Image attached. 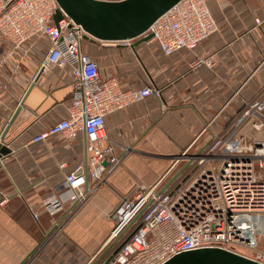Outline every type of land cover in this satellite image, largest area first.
Wrapping results in <instances>:
<instances>
[{
  "label": "crops",
  "instance_id": "crops-1",
  "mask_svg": "<svg viewBox=\"0 0 264 264\" xmlns=\"http://www.w3.org/2000/svg\"><path fill=\"white\" fill-rule=\"evenodd\" d=\"M207 6L217 30L194 51L165 56L153 41L132 47L135 40H82V51L97 61L103 77L117 78L125 90L151 86L161 97L148 96L105 117L109 136L128 147L129 155L59 233L53 230L70 206L51 217L40 202L61 191L75 166L87 170L85 134L31 139L66 117L71 78L67 68L57 66L38 72L48 50L45 41L14 48L0 37V144L11 150L0 160V264H99L112 228L107 212L129 185L153 184L174 156L191 144L196 150L208 133L221 129H215V116L228 123L264 90V0H207ZM197 58L210 62L195 66ZM207 124L208 131L198 137ZM135 154L169 156V161Z\"/></svg>",
  "mask_w": 264,
  "mask_h": 264
},
{
  "label": "built area",
  "instance_id": "built-area-1",
  "mask_svg": "<svg viewBox=\"0 0 264 264\" xmlns=\"http://www.w3.org/2000/svg\"><path fill=\"white\" fill-rule=\"evenodd\" d=\"M57 10L62 19L55 24ZM254 22L260 24L257 18ZM216 30L207 0H180L144 35H151L149 41L170 56L179 50L194 51ZM84 34L56 0H0V37L14 48L31 40L45 41L48 50L38 72L57 66L67 68L71 78L66 117L31 141L45 142L53 136L75 139L81 131L86 138L87 170L75 166L65 175L61 191L40 202L51 217L70 206L54 233L61 231L130 152L109 136L105 117L148 96L161 97V91L151 86L125 90L117 78L103 77L97 61L81 49ZM209 62V58H197L194 65ZM207 131L208 124L198 137ZM208 134L196 150H191V144L174 156L166 173L153 184L136 181L119 197L107 213L112 222L108 241L114 240L115 245L99 264H163L179 253L203 248L264 264V90L245 101L224 128ZM117 147L122 153L116 152ZM29 209L37 220L38 213Z\"/></svg>",
  "mask_w": 264,
  "mask_h": 264
},
{
  "label": "water",
  "instance_id": "water-1",
  "mask_svg": "<svg viewBox=\"0 0 264 264\" xmlns=\"http://www.w3.org/2000/svg\"><path fill=\"white\" fill-rule=\"evenodd\" d=\"M180 0H56L60 9L84 31V40L124 42L135 40L132 47L149 41L144 35L150 25ZM62 19L61 11L53 15L56 24ZM3 138V136H1ZM11 150L0 144V160ZM23 263V262H22ZM21 263V264H22ZM163 264H259L237 254L203 248L179 253Z\"/></svg>",
  "mask_w": 264,
  "mask_h": 264
},
{
  "label": "rangeland",
  "instance_id": "rangeland-1",
  "mask_svg": "<svg viewBox=\"0 0 264 264\" xmlns=\"http://www.w3.org/2000/svg\"><path fill=\"white\" fill-rule=\"evenodd\" d=\"M231 121V120H230ZM229 121V122H230ZM228 122V123H229ZM227 122H225V123H221V121H217L216 120V118H215V129L216 128H218V126H220L221 127V129L222 128H224L227 124H228ZM218 124H220V125H218ZM221 124H223V125H221ZM248 135H249V137H250V135H251V132H248ZM252 136H254L253 134H252ZM251 136V137H252ZM198 146V145H197ZM196 146V147H197ZM192 151H194V149L192 150ZM129 155V154H128ZM127 155V156H128ZM135 155H137L138 157H140V158H146L147 160H150V159H152V158H156L157 160H160V161H163V162H166V161H169V156H163V155H152V154H148V155H144V154H135ZM126 156V157H127ZM167 164V163H166ZM134 183V182H133ZM133 183H131L130 185H129V188H128V191L130 190V188H131V186H132V184ZM107 184V182H105L104 183V185H106ZM108 213V212H107ZM59 233V232H58ZM115 245V243H114V240H111V241H108L107 243H106V246H105V249H104V251H103V253H102V255H101V258H100V260L101 259H103L107 254H109L110 253V251H112L113 250V246Z\"/></svg>",
  "mask_w": 264,
  "mask_h": 264
}]
</instances>
